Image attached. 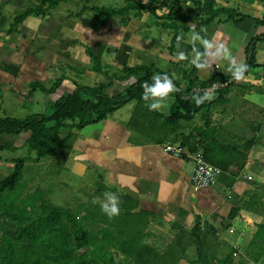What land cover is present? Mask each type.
Returning <instances> with one entry per match:
<instances>
[{
	"label": "crops",
	"instance_id": "crops-1",
	"mask_svg": "<svg viewBox=\"0 0 264 264\" xmlns=\"http://www.w3.org/2000/svg\"><path fill=\"white\" fill-rule=\"evenodd\" d=\"M218 1L237 8L249 15V19L226 23L219 18L214 24L206 26L202 33L192 28L178 47L170 50L171 34L150 25L149 13H145L141 19L133 18L128 25L122 24L121 16L104 25L96 16L94 7L106 5L96 4L94 0H0V117L51 116L56 106L73 96L80 85L92 87L107 84L104 92L117 97L126 91L129 82L120 77L113 81L106 75L107 72L122 75L124 69L129 67L154 66L161 72L172 74L178 82V93L188 95L190 85L195 84L191 93L205 92L211 100L216 98L215 90L228 84L217 83L212 88H206L203 83L217 74L230 78V83H235L228 96L230 102L217 105L212 119L214 125H227L233 120L237 125L242 117L239 115L242 104L250 105L252 110L262 109L257 107L259 105L264 108V40L255 46L257 67L253 71L247 69L244 78L236 80L231 70L233 61L236 65H248L249 44L253 38L264 33V25H256L257 19L263 16L264 7L250 0ZM51 2L57 5L51 6ZM74 5L82 9H71ZM188 10L196 17L197 10L192 4H188ZM190 25L197 28L198 23ZM204 40L212 44L210 49H198L205 47ZM220 45L223 48H219ZM181 53L183 59L179 58ZM201 53L203 62L199 64ZM97 60L100 63H95ZM101 67L106 73L98 70ZM83 98H89L88 94L84 93ZM174 100L167 97L166 107L156 111L161 114L159 118H156V114L146 118L144 128L137 115L140 116L143 109L148 112V108L143 102L133 99L102 120L91 121L81 127V122L77 125L67 121L69 124L61 132L62 136L69 133L74 136L67 142L68 146H65L66 143L63 146L68 158L60 156L64 160L61 171L79 174L82 181L86 175L85 193L88 189L97 192L99 186L96 182L100 179L104 193H116L119 201L133 206L134 215H142L148 221L142 242L160 253L177 241L178 232H191L198 218L206 223L205 228L211 224L222 235L224 218L232 208L242 206L243 199L258 188L253 186L251 190L250 185L246 186L251 183L243 181L250 164L252 166L259 161L258 158L251 161L252 153L239 175L224 172L226 175L219 177L215 186L209 187L213 192L208 188L202 190L193 187L194 167L192 172L187 170L188 163L193 161L176 157L166 150L167 146L180 148V143L175 141L181 131L172 130L176 126L167 125L162 120L169 113ZM68 107L66 114L74 115L71 114L74 107ZM78 121L76 119L75 123ZM159 124L162 129H159ZM203 125L202 116H197L187 124L186 131ZM236 127H233L234 133L237 132ZM28 136L25 133L18 137L3 134L0 157L6 162L12 157L17 158L19 151L27 152L25 143ZM2 165L3 161L0 162ZM257 185L262 186L259 182ZM219 190H228V198L219 201L216 195ZM241 218L253 222L245 223ZM263 219V215L243 209L233 221L234 224L229 229H223V237L209 244L211 247L205 250L204 256L211 259L214 252L224 254V250L212 248L218 246L235 247L233 256L242 255L246 247L252 249L255 233ZM246 234L249 236L242 241L241 247L239 244L233 245L231 241L237 239L239 242ZM226 237H232L231 241ZM223 242L227 245H223ZM195 247L190 244L179 262L190 264ZM248 259L255 262L247 251L241 263L248 262Z\"/></svg>",
	"mask_w": 264,
	"mask_h": 264
},
{
	"label": "trees",
	"instance_id": "trees-1",
	"mask_svg": "<svg viewBox=\"0 0 264 264\" xmlns=\"http://www.w3.org/2000/svg\"><path fill=\"white\" fill-rule=\"evenodd\" d=\"M250 1H257L264 7V0ZM188 4H192L197 10L196 17L188 10ZM53 5L57 3L51 2V6ZM94 12L104 25L117 16L122 17L123 25H128L133 18L141 19L145 13H149L150 25L171 34L170 50L177 48L192 28L199 29L202 33L206 26L214 24L219 18L226 23H235L250 17L218 0H130L124 7H94ZM194 22L198 23L197 28L191 27L190 24ZM256 25H264V13L257 19ZM263 40L264 33L250 42L247 69L253 71L257 67L255 46ZM200 48L205 49L203 46L198 47ZM202 62L201 53L199 64ZM98 70L106 73L102 67ZM156 72L167 74L174 85L178 86L177 80L169 72H161L154 66H134L124 69L122 75L106 73L113 81L120 77L121 80L129 82L126 91L120 96L105 93L107 84L92 87L80 85L73 96L67 97L56 106V111L51 116L34 114L19 119L0 117V139L3 134L15 137L22 133L29 135L25 143L28 156L9 159V162L14 163V167L8 175L0 177V264H182L178 257L185 256L190 244L196 246L190 264H235L233 253L236 248H229L230 245L226 242L222 244L227 246L221 248L224 254L214 252L211 259L204 256L205 250L211 247L209 244L220 240L217 238L220 233L211 224L205 228L206 223L200 221V218L191 232H178L177 241L162 253L143 243L142 238L146 235L148 221L142 215L135 216L133 206L120 200L119 215L109 218L101 211L99 203H93L96 197L102 200L104 194L103 182L100 179L96 182L99 190L92 192L88 189V200H83L76 206L51 202L47 193H51L52 188L44 191L40 185H36L33 190L30 189L31 178H28L24 171L25 161L31 159L33 151L38 153L36 161L48 157L57 160L62 154L64 144L68 146L67 142L74 137L70 133L65 136L61 134L62 129L69 124L67 121L77 125L81 122V127L91 121L106 118L118 107L133 99L143 102L145 106L142 99L143 84H151V78ZM132 79L134 80L130 82ZM217 83L228 85L214 91V100L206 98L199 105L195 103L194 97H203L206 93L192 94L195 84L190 85L188 95L178 91L170 94L169 97L175 100L162 120L167 125H175L176 128L172 130L181 131L175 141L180 143L183 152L181 159L192 161L191 155L201 152L206 161L221 171L231 172L236 176L246 167L251 151L258 147L260 140L256 136L246 138L234 133L235 120L227 125H214L212 115L217 105L230 102L228 96L235 84L230 83V78L223 74L213 75L203 84L206 88H212ZM84 93L88 94L89 98L84 99ZM69 105L74 107V112H71L73 117L66 114ZM144 110L141 115L146 118L155 114L158 116L156 118H159L161 115L155 110ZM197 116H202L204 125L194 126L186 131L187 124ZM76 119H79L77 123ZM260 126L261 122L257 125L251 124V129L258 133ZM4 160L0 157V162ZM234 168H237L236 171H232ZM249 182L258 188L248 198L243 199L242 206L232 208L227 218H224L222 229H229L243 209L264 216L263 186L257 185L258 179ZM82 188L85 192L86 187ZM259 228L248 254L255 262L264 264V221L259 223ZM173 246H178L181 252H174L175 250L171 249ZM212 248L220 250V246Z\"/></svg>",
	"mask_w": 264,
	"mask_h": 264
},
{
	"label": "rangeland",
	"instance_id": "rangeland-1",
	"mask_svg": "<svg viewBox=\"0 0 264 264\" xmlns=\"http://www.w3.org/2000/svg\"><path fill=\"white\" fill-rule=\"evenodd\" d=\"M127 2H128V0H94V3H96V4H105L106 6H114V7H124ZM71 9H73V10L78 9V11H80L82 9V7L74 5L73 8H71ZM58 10H60V7H58ZM237 94H238V92H237ZM242 105L243 106H242V108H240L241 111L239 113V115L242 117L239 120L238 124L235 125V126H237L236 127V130H237L236 133L239 136L246 137V138H252L253 136H256L260 140L258 147L255 148L251 152L252 153V155H251L252 160L251 161H253V158H258L257 160H259V161L254 163L252 166L250 164V167H248L246 172H245L248 174H246V178L243 181L248 183V181H253L255 179H258L259 183L262 184V186H263L262 188L264 189V111H261V109L260 110H258V109L252 110L250 108V105H245V104H242ZM257 107L263 108L261 105H259ZM138 119L142 123L141 127L144 128L146 126L145 125L146 116L140 115V116H138ZM140 121H139V123H140ZM50 122H52V121H50ZM226 122H228V121H226ZM259 122H261L259 132L255 133L251 129V124L257 125ZM141 123H140V125H141ZM188 124H190V123H188ZM159 125H160L159 129H162V127H161L162 125L161 124H159ZM26 148H27V146H26ZM26 148L24 147L23 150H25ZM2 152H5V150H3ZM20 152H22V151H19V153H17V154H19L18 156H21V157L23 156L24 158H26L29 154L28 152H25V153H20ZM37 154H38L37 151H33L32 154L30 155L31 159H28L25 161L26 170L24 171V173L26 176H28V178H31L29 181V186H30L31 190H33L36 187V185H40L41 189H43L44 191L50 190L52 188L53 189L52 192L49 194L47 193V197L50 199V201L53 203H62V204L64 203L65 205H69V206H76V204L82 202L83 200H85L87 198L86 193L82 190L83 186L86 187V183H87L86 175L84 176V180L82 181L80 179V177H78L79 174L76 175L75 173H71V172H67V171H65V172L61 171L62 166H63V162H64L63 159L60 158V159L54 160V159H51V157H48V158H45V160L43 158H40L39 161H36V159H38ZM61 157L68 158L67 153L65 154V151H62ZM3 163H4V165L0 166V177H4V176L8 175L14 167V163L12 164L11 162H9V160H7L6 162L4 160ZM69 165H68V167L71 168V166H69ZM188 165L189 166L187 167V170H189V172H192L194 164L192 162H190V163H188ZM257 166H258V169H257ZM251 168H254L255 170H253V171H255V172H253ZM28 172H29V175H27ZM223 173H224L223 171L220 172V177L226 175ZM244 177H245V175H244ZM249 185L252 187L251 190H253L254 185L248 184L246 186L248 187ZM205 189H207V188H203L202 190H205ZM211 189L208 188L207 190L212 191ZM228 193H229L228 190H219V192H217L216 195L219 197L218 199L220 201L222 198H228ZM240 194H242V193H240ZM219 201H216V202H219ZM75 214L77 215V212H75ZM242 220L245 223H249V224H251L253 222V221L251 222L250 220H244V218ZM118 223H120V221ZM223 233L224 232L222 229V235H218L219 237H217V238L223 237ZM248 236L249 235L246 234L244 236V239L240 238V240H239L240 243L237 242L238 241L237 239L235 241H231V238L233 236L232 237H226V239L230 240L231 242H234L233 245L239 244V246L241 247L243 245L242 241L247 240ZM171 249L173 251L175 250L174 252H176V251L181 252L180 249L178 248V246H176V247L173 246V247H171ZM220 249H221V247H220ZM247 251H249V250L246 247V249L244 250V253L242 255L234 254L235 264H260V262L259 263L253 262L251 259H248V262H245V263L242 262L241 263V260L243 261V259L246 258ZM178 258L180 261H182L181 258H184V256L183 257L180 256Z\"/></svg>",
	"mask_w": 264,
	"mask_h": 264
},
{
	"label": "clouds",
	"instance_id": "clouds-1",
	"mask_svg": "<svg viewBox=\"0 0 264 264\" xmlns=\"http://www.w3.org/2000/svg\"><path fill=\"white\" fill-rule=\"evenodd\" d=\"M203 43L206 50L212 47V44L207 40H204ZM219 48H223V45H220ZM219 48L217 49L218 51ZM179 58H184L182 53L179 55ZM197 66L202 67L203 65ZM231 70L234 79L239 80L244 78V74L247 70V65L244 63L236 65L233 61ZM151 79V84L147 82L143 84L142 99L144 100L145 106L149 111H160L162 107H166V98L169 97L170 94L179 91V89L174 85L172 79H170L167 74H154ZM206 98L210 97H208L207 94L203 97H194L195 103L199 105ZM103 196V200H101L99 197L94 198L93 203H99L101 211L105 213L109 218L119 215V196L113 192H105Z\"/></svg>",
	"mask_w": 264,
	"mask_h": 264
},
{
	"label": "built area",
	"instance_id": "built-area-1",
	"mask_svg": "<svg viewBox=\"0 0 264 264\" xmlns=\"http://www.w3.org/2000/svg\"><path fill=\"white\" fill-rule=\"evenodd\" d=\"M166 150L179 158L183 153L181 148L174 146H167ZM191 159L194 163L192 184L195 189L208 188L217 184L221 172L217 166L206 161L201 152L192 154Z\"/></svg>",
	"mask_w": 264,
	"mask_h": 264
}]
</instances>
